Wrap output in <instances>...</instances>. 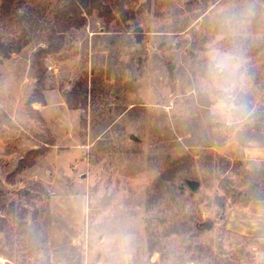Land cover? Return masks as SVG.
Here are the masks:
<instances>
[{
  "label": "rangeland",
  "instance_id": "1",
  "mask_svg": "<svg viewBox=\"0 0 264 264\" xmlns=\"http://www.w3.org/2000/svg\"><path fill=\"white\" fill-rule=\"evenodd\" d=\"M98 2L0 21V264H264V0Z\"/></svg>",
  "mask_w": 264,
  "mask_h": 264
},
{
  "label": "trees",
  "instance_id": "2",
  "mask_svg": "<svg viewBox=\"0 0 264 264\" xmlns=\"http://www.w3.org/2000/svg\"><path fill=\"white\" fill-rule=\"evenodd\" d=\"M99 0H67L63 6L57 9V17L60 19L62 24L60 25V31L64 32L72 26H83L87 22V18L84 13H92V11L97 8L99 9ZM25 0H0V21L8 19L11 24L22 23L23 16L20 14L21 6L24 4ZM120 12L124 15L125 11L122 9ZM31 37L27 32H23L14 39L3 41L0 40V56L8 57L14 52L21 51L29 42ZM82 93H86V90L78 88L74 93L75 96H80ZM41 98L44 100V96L40 94ZM73 95H69L68 103L74 104ZM42 100V101H43ZM44 102V101H43Z\"/></svg>",
  "mask_w": 264,
  "mask_h": 264
},
{
  "label": "clouds",
  "instance_id": "3",
  "mask_svg": "<svg viewBox=\"0 0 264 264\" xmlns=\"http://www.w3.org/2000/svg\"><path fill=\"white\" fill-rule=\"evenodd\" d=\"M212 71L215 73L230 72V57L227 54H217L213 58Z\"/></svg>",
  "mask_w": 264,
  "mask_h": 264
},
{
  "label": "water",
  "instance_id": "4",
  "mask_svg": "<svg viewBox=\"0 0 264 264\" xmlns=\"http://www.w3.org/2000/svg\"><path fill=\"white\" fill-rule=\"evenodd\" d=\"M189 184H190V186H191V188L193 190H196L199 187L200 182L198 180H193V181H190ZM206 225H207L208 228L211 227V224L210 223H207Z\"/></svg>",
  "mask_w": 264,
  "mask_h": 264
},
{
  "label": "crops",
  "instance_id": "5",
  "mask_svg": "<svg viewBox=\"0 0 264 264\" xmlns=\"http://www.w3.org/2000/svg\"><path fill=\"white\" fill-rule=\"evenodd\" d=\"M263 152H264V147H263ZM74 261H75V259H73V258L66 259L64 261L58 260V263L57 264H76V261L75 262ZM84 264H87V263L84 262Z\"/></svg>",
  "mask_w": 264,
  "mask_h": 264
}]
</instances>
